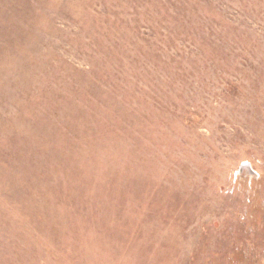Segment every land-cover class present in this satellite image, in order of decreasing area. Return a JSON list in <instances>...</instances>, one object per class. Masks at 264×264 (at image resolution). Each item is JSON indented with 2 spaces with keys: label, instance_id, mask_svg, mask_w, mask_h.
Segmentation results:
<instances>
[{
  "label": "rangeland",
  "instance_id": "1",
  "mask_svg": "<svg viewBox=\"0 0 264 264\" xmlns=\"http://www.w3.org/2000/svg\"><path fill=\"white\" fill-rule=\"evenodd\" d=\"M0 264H264V0H0Z\"/></svg>",
  "mask_w": 264,
  "mask_h": 264
},
{
  "label": "water",
  "instance_id": "2",
  "mask_svg": "<svg viewBox=\"0 0 264 264\" xmlns=\"http://www.w3.org/2000/svg\"><path fill=\"white\" fill-rule=\"evenodd\" d=\"M243 166H241V168H242Z\"/></svg>",
  "mask_w": 264,
  "mask_h": 264
}]
</instances>
